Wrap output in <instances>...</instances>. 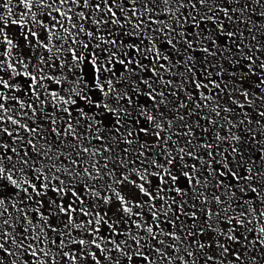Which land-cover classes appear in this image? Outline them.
<instances>
[{
  "label": "snow or ice",
  "instance_id": "1",
  "mask_svg": "<svg viewBox=\"0 0 264 264\" xmlns=\"http://www.w3.org/2000/svg\"><path fill=\"white\" fill-rule=\"evenodd\" d=\"M0 264H264V0H0Z\"/></svg>",
  "mask_w": 264,
  "mask_h": 264
}]
</instances>
